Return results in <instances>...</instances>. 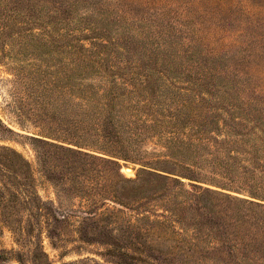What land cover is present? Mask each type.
I'll list each match as a JSON object with an SVG mask.
<instances>
[{
  "label": "trees",
  "instance_id": "1",
  "mask_svg": "<svg viewBox=\"0 0 264 264\" xmlns=\"http://www.w3.org/2000/svg\"><path fill=\"white\" fill-rule=\"evenodd\" d=\"M81 1L67 6L74 9ZM115 18L114 24L128 36L111 38L108 27L96 29L85 21L92 38L89 46H66L77 54L72 61L81 63L84 80L99 77L97 83L82 86L81 97L90 103L84 122L95 126L104 144L40 140L36 159L50 167L46 179L64 199L70 194L79 198L86 214L127 210L130 229L195 231L196 239L209 243L203 260L211 264H264V121L200 111L209 94L245 98L256 89L237 81L243 73L235 68L164 67L161 61L174 41L153 16L132 17L136 37L127 31L126 23L132 21L120 12ZM188 55L195 59L194 53ZM182 89L192 91L193 97L180 94ZM146 142L160 146L162 155L153 152L151 161L141 157L139 147ZM119 159L138 162L142 169L127 179L120 173ZM10 173L15 179L12 190H0L2 221L9 226L15 211L30 217L36 211L55 230L57 222L48 219L54 203L44 202L35 191L30 164L15 150L0 146V176L9 179ZM101 221L104 227L110 224Z\"/></svg>",
  "mask_w": 264,
  "mask_h": 264
},
{
  "label": "rangeland",
  "instance_id": "2",
  "mask_svg": "<svg viewBox=\"0 0 264 264\" xmlns=\"http://www.w3.org/2000/svg\"><path fill=\"white\" fill-rule=\"evenodd\" d=\"M73 1L0 0V146L15 150L30 164L32 185L44 202L54 203L48 219L57 222L51 230L36 211L30 217L20 210L8 226L0 215V264H211L203 260L209 243L196 239L191 229H130L127 210L107 216L102 209L84 213L79 198L70 194L64 199L54 182L46 179L50 167L38 163L36 151L40 140L104 144L94 133L95 126L84 122L90 103L81 97L82 86L97 83L99 77L89 75L84 80L81 63L72 61L77 54L66 46H89L92 38L85 32L89 28L85 21L96 29L108 27L111 38L128 36L120 24H114L119 12L132 21L126 24L134 37L139 33L132 17L150 14L157 27L169 34L174 44L171 54L160 60L164 67L235 68L243 73L237 81L256 89L247 97L241 93L245 98L204 96L201 112L264 121V0H84L69 9L67 2ZM43 86L49 88L45 93ZM185 92L182 89L180 94L193 97L192 91ZM87 119L92 122L91 116ZM153 152L163 153L152 142L139 147L145 160L154 159ZM118 162L127 179H134L142 169L132 160ZM12 174L9 179L0 176L1 191L12 190ZM101 219L110 224L104 227Z\"/></svg>",
  "mask_w": 264,
  "mask_h": 264
},
{
  "label": "bare ground",
  "instance_id": "3",
  "mask_svg": "<svg viewBox=\"0 0 264 264\" xmlns=\"http://www.w3.org/2000/svg\"><path fill=\"white\" fill-rule=\"evenodd\" d=\"M125 172H126L127 174H132V173H130L131 170H130L129 168H126V169H125Z\"/></svg>",
  "mask_w": 264,
  "mask_h": 264
}]
</instances>
